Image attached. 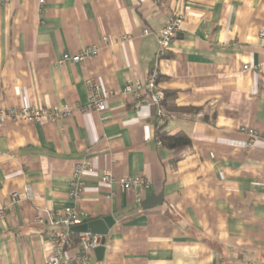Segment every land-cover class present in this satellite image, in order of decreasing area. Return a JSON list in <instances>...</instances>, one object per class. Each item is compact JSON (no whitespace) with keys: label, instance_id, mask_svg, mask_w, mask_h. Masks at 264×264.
Segmentation results:
<instances>
[{"label":"crops","instance_id":"1","mask_svg":"<svg viewBox=\"0 0 264 264\" xmlns=\"http://www.w3.org/2000/svg\"><path fill=\"white\" fill-rule=\"evenodd\" d=\"M178 8L181 30L157 56L158 35ZM261 31L264 0L0 5V109L71 110L35 123L7 116L0 125V264L47 262L58 231L47 214L73 203L69 182L80 162L94 170L82 174L77 206L87 221L114 219L102 255L93 250L90 264H264V139L247 148L240 131L264 133ZM91 45L96 56L58 63ZM153 63L167 116L162 131L183 132L188 145H161L155 107L136 108L123 91L127 82L145 81ZM245 64L254 69L244 71ZM88 79L109 92L104 111L84 110ZM104 171L147 184L125 190L103 183ZM154 195L160 197L142 207ZM66 252L75 255L78 246L71 241Z\"/></svg>","mask_w":264,"mask_h":264},{"label":"built area","instance_id":"2","mask_svg":"<svg viewBox=\"0 0 264 264\" xmlns=\"http://www.w3.org/2000/svg\"><path fill=\"white\" fill-rule=\"evenodd\" d=\"M44 0H39L42 3ZM9 0H0V5L7 4ZM184 19V12L178 8L174 9L167 17L164 27L161 29L157 41L158 51L157 56L163 55L171 47L172 41L177 37L181 30V24ZM142 34H147V30L143 29ZM264 35V31L260 32ZM128 35H122L121 40H127ZM102 42H107L106 37L102 38ZM99 48L96 45L83 47L78 53H64L58 63L62 64L66 61L80 62L90 56H96ZM242 69L252 70V65L245 64ZM261 70V69H259ZM157 70L156 63L152 64L145 81L136 80L134 82L125 83L124 92L131 94L135 99V107L154 106L155 107V125L161 126L166 120V113L163 111L161 104L164 99L163 92L156 85ZM89 90V102L84 110L104 111L106 109V100L109 92L102 91L99 84L95 81L87 80ZM71 110L65 106L54 105L50 108H39L30 106H21L18 109L8 108L0 109V125L3 119L7 116L17 117L28 123L42 122L45 120H56L69 117ZM240 131L245 132L248 139L245 147H252L258 139H264V133L253 128L240 127ZM93 166L87 162L77 163L73 169L69 182L68 197L73 202L70 205L64 206L57 213H48L47 221L49 224L58 228V231L52 238V253L45 264H90L91 252L100 245L101 236L93 234L89 231L78 234L77 246L78 252L75 255H68L66 252L67 246L70 243L71 227L87 221V214L77 206L84 193V183L82 174L84 172H92ZM101 181L106 184L118 183L120 186L127 189L142 191L147 182L142 176H132L121 179H116L109 171H104L101 175ZM26 192H30L26 188ZM19 193L12 192L10 200L16 201ZM138 201L140 198L137 199ZM42 222V219L39 218Z\"/></svg>","mask_w":264,"mask_h":264},{"label":"water","instance_id":"3","mask_svg":"<svg viewBox=\"0 0 264 264\" xmlns=\"http://www.w3.org/2000/svg\"><path fill=\"white\" fill-rule=\"evenodd\" d=\"M159 195L150 196L146 201L141 203L142 207H148L154 202L155 199L159 198ZM114 224V219L112 216L107 215L100 218H95L86 222H83L78 225H74L71 227V231L74 233H81L89 231L93 234H97L101 236L100 245L97 246L94 251L99 256L102 255L104 251V243L106 239V235L108 234L109 229Z\"/></svg>","mask_w":264,"mask_h":264},{"label":"trees","instance_id":"4","mask_svg":"<svg viewBox=\"0 0 264 264\" xmlns=\"http://www.w3.org/2000/svg\"><path fill=\"white\" fill-rule=\"evenodd\" d=\"M167 96H169V94H165L166 98ZM162 129L163 125L155 127V136L161 145L168 148H175L189 144L190 140L183 132L179 131L174 134H168L167 132L162 131ZM77 238L78 233L71 232L70 242L72 241L74 245H77Z\"/></svg>","mask_w":264,"mask_h":264}]
</instances>
